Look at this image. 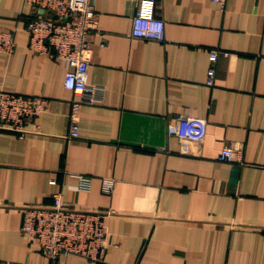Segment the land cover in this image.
<instances>
[{"label":"crops","instance_id":"obj_1","mask_svg":"<svg viewBox=\"0 0 264 264\" xmlns=\"http://www.w3.org/2000/svg\"><path fill=\"white\" fill-rule=\"evenodd\" d=\"M138 2L93 0L87 84L104 96L81 107L70 140L63 64L34 52L25 29L43 11L0 0V29L16 44L0 53V91L48 100L30 133L0 129V264H93L52 262L21 235V209L56 193L70 209L113 211L96 264H264V0H155L162 41L130 36ZM182 117L206 121L202 142L178 139ZM227 147L230 163L217 159Z\"/></svg>","mask_w":264,"mask_h":264},{"label":"built area","instance_id":"obj_2","mask_svg":"<svg viewBox=\"0 0 264 264\" xmlns=\"http://www.w3.org/2000/svg\"><path fill=\"white\" fill-rule=\"evenodd\" d=\"M44 13L29 20L25 29L29 46L36 53L52 51L61 60L65 73L63 86L73 98L68 113L66 139L75 140L79 134V114L83 105L102 100L104 88L87 84V71L92 48L89 34L97 27V14L93 0H26ZM223 5L225 0H212ZM155 0H139L132 20L130 36L134 39L162 41L164 22L154 15ZM15 41L12 33L0 29V53L13 54ZM229 53L225 52L224 56ZM218 53L210 51L206 84L212 86ZM48 100L43 97H25L0 91V129L19 135L30 133L28 125L46 111ZM38 128V126L36 127ZM37 130V129H36ZM35 130V131H36ZM206 121L201 118L182 117L177 120L175 134L182 141L202 142L206 136ZM237 158L234 148H223L217 159L233 162ZM82 189L86 177H80ZM113 181L103 182V192L113 190ZM23 219L19 231L22 236L37 242L42 253L52 262L70 256L89 263H102L107 248V219L113 211H84L70 209L60 193L52 195L47 207L21 209Z\"/></svg>","mask_w":264,"mask_h":264},{"label":"water","instance_id":"obj_3","mask_svg":"<svg viewBox=\"0 0 264 264\" xmlns=\"http://www.w3.org/2000/svg\"><path fill=\"white\" fill-rule=\"evenodd\" d=\"M42 13H44V11Z\"/></svg>","mask_w":264,"mask_h":264}]
</instances>
